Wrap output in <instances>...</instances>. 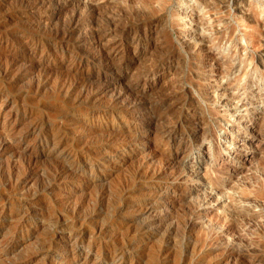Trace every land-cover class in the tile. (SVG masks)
I'll return each mask as SVG.
<instances>
[{"label": "rangeland", "instance_id": "1", "mask_svg": "<svg viewBox=\"0 0 264 264\" xmlns=\"http://www.w3.org/2000/svg\"><path fill=\"white\" fill-rule=\"evenodd\" d=\"M41 1L0 0V264H264V0Z\"/></svg>", "mask_w": 264, "mask_h": 264}, {"label": "bare ground", "instance_id": "2", "mask_svg": "<svg viewBox=\"0 0 264 264\" xmlns=\"http://www.w3.org/2000/svg\"><path fill=\"white\" fill-rule=\"evenodd\" d=\"M41 1V0H40ZM37 2H39V1H37ZM42 2V1H41ZM35 3H36V1H35ZM28 5V4H27ZM55 5H57V3L55 4ZM40 6H42V5H40ZM45 6H47V5H45ZM44 6V7H45ZM60 7V6H59ZM81 7V6H80ZM88 7H90V6H88ZM27 8V7H26ZM28 8H29V6H28ZM27 8V9H28ZM47 8V7H46ZM48 8H49V6H48ZM87 9V8H86ZM96 9V8H95ZM94 9V7H92V9L91 10H95ZM260 9V8H259ZM37 10H38V8H37ZM40 10V9H39ZM42 10H46V9H42ZM53 10H54V8H53ZM50 11V10H49ZM76 11H78V10H76ZM85 11V10H84ZM83 11V12H84ZM58 12V11H57ZM74 12V11H73ZM96 12V11H95ZM34 13V12H33ZM47 14H48V11H47ZM50 14V13H49ZM74 14V13H73ZM87 14V13H86ZM110 14H112V13H110ZM117 14V13H116ZM69 15V14H68ZM83 15V14H82ZM95 15H96V13H95ZM38 17V16H37ZM63 17V16H62ZM80 17V16H79ZM248 17V16H247ZM67 18V17H66ZM108 18V17H107ZM63 19V18H62ZM70 19V18H69ZM44 20V19H43ZM72 21H73V19H71ZM78 21V20H77ZM88 21V20H87ZM48 22V21H47ZM47 22H45V23H47ZM90 22V21H89ZM95 22V21H94ZM157 22V21H156ZM44 23V24H45ZM101 23V22H100ZM118 23V22H117ZM153 23V22H152ZM155 23V22H154ZM49 24V23H48ZM64 24V23H63ZM71 24V23H70ZM77 24V23H76ZM76 24H74V25H76ZM79 24V23H78ZM151 24V23H150ZM51 25V24H50ZM62 25V24H61ZM73 25V24H72ZM80 25V24H79ZM79 25H76V27H78ZM96 25H98V24H96ZM49 26V25H48ZM83 26V25H82ZM100 26V25H99ZM116 27H117V25H115ZM126 26V25H125ZM155 26V25H154ZM45 27V26H44ZM75 26H74V28H76ZM101 27V26H100ZM83 28V34L79 37L80 38V40H81V42L83 43L84 41H86V40H89L90 41V43H92L93 45L91 46L90 45V47L91 48H97L99 51H97V52H100V55H99V58H97V59H101V60H103L104 61V63H106L108 66H112L111 64V61H115V62H118L120 65H121V60H130V59H128L129 58V56H128V53H126L124 50H122L124 47H123V44H132L134 41H136L137 43L138 42H140V41H137V40H139V36L137 37L136 36V34L134 33V35L132 36V37H127V35L125 34H122V32H124V31H121V34H119V38H117V36H116V38L118 39L117 41H114L112 44L111 43H109V41H110V39H109V37H113V38H115L114 36V34H116V31L114 30V28L113 29H110L109 31H107V32H101V34H99L98 32H94L93 30H92V26H91V24H84V26L82 27ZM96 28V27H95ZM62 29V28H61ZM94 29V28H93ZM120 29V28H119ZM142 29V28H141ZM98 30V29H97ZM86 31V32H85ZM79 32V31H78ZM138 32V31H137ZM78 34V33H77ZM147 37V36H146ZM136 38H137V40H136ZM144 38V37H143ZM58 39H60V38H58ZM63 39V38H62ZM65 39V38H64ZM116 40V39H115ZM77 42H78V40H76ZM58 43V42H57ZM66 43V42H65ZM144 43V42H143ZM60 44V43H59ZM81 44V43H80ZM147 44V43H146ZM133 47V46H132ZM131 47V48H132ZM136 47V46H135ZM39 48V47H38ZM42 48V47H41ZM60 48V47H59ZM141 48V47H140ZM149 48V47H148ZM84 49V48H83ZM45 50V49H44ZM62 50V49H61ZM64 50V49H63ZM132 50V49H131ZM142 50V49H141ZM147 50V49H146ZM46 51V50H45ZM128 51V50H127ZM133 51H134V49H133ZM94 52V51H93ZM32 53V52H31ZM132 54V53H131ZM141 54V53H140ZM19 55V54H18ZM25 55V54H24ZM48 55V54H47ZM95 55V54H94ZM200 55V54H199ZM13 56V55H12ZM12 56H11V59H12ZM20 56V55H19ZM89 56V55H88ZM95 56H97V55H95ZM133 56V55H132ZM168 56V55H167ZM60 57V56H59ZM139 57V56H138ZM145 56H143V58H144ZM263 57V56H262ZM17 58V57H16ZM72 58V57H71ZM142 58V57H141ZM140 58V59H141ZM163 58V57H162ZM166 58V57H165ZM19 59V58H18ZM77 59V58H76ZM133 59V58H132ZM135 59V58H134ZM140 59H138V60H140ZM166 59H168V58H166ZM22 60V59H21ZM87 60V59H86ZM136 60V59H135ZM147 60V59H146ZM9 61H10V58H9ZM12 61V60H11ZM72 61V60H71ZM83 61V60H82ZM91 61V60H90ZM158 61H159V59H158ZM20 63V62H19ZM31 63H33V62H31ZM30 63V64H31ZM77 63V62H76ZM150 63V62H149ZM152 63H154V62H152ZM7 64V63H6ZM15 64V63H14ZM35 64V63H34ZM75 64V63H74ZM90 64V63H89ZM115 64H117V63H115ZM155 64V63H154ZM18 65V64H17ZM36 65V64H35ZM93 65V64H92ZM169 65V64H168ZM11 66V65H10ZM77 66V65H76ZM118 66V65H117ZM139 66V65H138ZM170 66V65H169ZM7 67H8V65H7ZM30 67V66H29ZM34 67V66H33ZM78 67V66H77ZM113 67V66H112ZM135 67V66H134ZM6 68V67H5ZM106 68H108V67H106ZM110 68V67H109ZM108 68V69H109ZM114 68V67H113ZM120 68V67H119ZM124 68V67H123ZM138 68V67H137ZM10 69V68H9ZM33 69V68H32ZM31 69V70H32ZM8 70V69H7ZM6 71V70H5ZM13 71V70H12ZM28 71V70H27ZM109 71V70H108ZM119 71V70H118ZM127 71V70H126ZM167 71V70H166ZM26 72V71H25ZM113 72V71H112ZM116 72V71H115ZM114 72V73H115ZM120 72V71H119ZM134 72V71H133ZM5 73V72H4ZM131 73H132V71H131ZM123 74V73H122ZM164 74H165V72L162 70V68L161 67H159L158 66V64L157 65H152V64H150V66H148L147 68H145L143 71H141V77H144V80H142L143 82H139V81H137V83H136V85H135V89H137V88H141L142 90H148V89H150L151 87H153L154 86V84L155 83H158L159 82V80L164 76ZM2 75V74H1ZM4 75V74H3ZM120 75V74H119ZM131 75V74H130ZM133 75H135V74H133ZM133 75H132V77H133ZM151 75V79L150 80H146V77L147 76H150ZM194 75V74H193ZM136 76V75H135ZM138 76V75H137ZM136 76V77H137ZM4 77V76H3ZM38 77V76H37ZM39 77H41L40 75H39ZM129 78H130V76H128ZM135 77V78H136ZM167 78H168V76H167ZM52 79V78H51ZM75 79V78H74ZM74 79H72L73 80V82H75L74 81ZM86 79V78H85ZM155 80L154 82H151L152 80ZM43 80V79H42ZM82 80V79H81ZM80 80V81H81ZM132 80V79H131ZM66 81V80H65ZM64 81V82H65ZM71 81V80H70ZM83 81V80H82ZM86 81V80H85ZM92 81V80H91ZM105 81V80H104ZM103 81V82H104ZM97 82V81H96ZM106 82H108V81H106ZM110 82V81H109ZM135 82V81H134ZM165 82V81H164ZM169 82V81H168ZM41 83H42V81H41ZM46 83V82H45ZM84 83V82H83ZM166 83H167V81H166ZM66 84H67V82H66ZM69 84H71V82L69 83ZM82 84V83H81ZM87 84V83H86ZM90 84V83H89ZM133 84V83H132ZM105 85V84H104ZM112 85V84H111ZM127 85V83L125 84V86ZM131 85V84H130ZM164 85V84H163ZM93 86V85H92ZM117 86V85H116ZM128 86V85H127ZM159 86V85H158ZM157 86V87H158ZM59 87V86H58ZM66 87H67V85H66ZM78 87V86H77ZM91 87V86H90ZM100 87V86H99ZM165 87V86H164ZM172 87V86H171ZM60 88V87H59ZM74 88V87H73ZM80 88V87H79ZM92 88V87H91ZM90 88V89H91ZM129 88V87H128ZM154 88V87H153ZM166 88V87H165ZM67 89V92H68V88H66ZM71 89V88H70ZM76 89H78V88H76ZM82 89V88H81ZM117 89V88H116ZM129 89H131V88H129ZM61 90H63V89H61ZM73 90V89H72ZM75 90V89H74ZM95 90V89H94ZM109 90H111V88H110V86H105L104 88H101L99 91H93V90H89V89H87V88H85L84 89V91H82V90H80V91H82L83 93V95L84 96H86L88 99H97L98 97L100 98V96L103 94H106V93H108V91ZM114 90V89H113ZM132 90V89H131ZM131 90H128V91H131ZM79 91V90H78ZM112 91V90H111ZM115 91V90H114ZM127 90L126 91H124L123 90V92H113L114 94L113 95H111V99H112V101L113 102H115L116 103V101L117 100H120V99H122V98H124V97H122L121 98V96H123V95H125V93L126 92H128ZM139 91V90H138ZM66 92V93H67ZM110 92V91H109ZM154 92V91H153ZM157 92V91H156ZM159 92V91H158ZM164 92V91H163ZM177 92V91H176ZM62 93V92H61ZM133 93V92H132ZM63 94H65V93H63ZM77 94V93H76ZM101 94V95H100ZM111 94V93H110ZM128 96H129V94L130 93H126ZM171 94V93H170ZM138 94H136L135 96H137ZM148 95V94H147ZM153 95V94H152ZM158 95V94H157ZM168 95V94H167ZM172 95V94H171ZM76 96V95H75ZM131 96V95H130ZM134 98H136L134 95H132ZM83 97V96H82ZM140 97V96H139ZM139 97H138V99H133V101H132V104L131 105H129L128 103H126V104H128V106H127V108L128 109H133V107H135V106H138L139 104ZM143 97V96H142ZM174 97V96H173ZM172 97V98H173ZM74 98V97H73ZM78 98H79V96H78ZM84 98V97H83ZM103 98V97H102ZM146 98V97H145ZM166 98V97H165ZM104 99V98H103ZM108 99V98H107ZM106 99V100H107ZM140 99H141V97H140ZM80 100V99H79ZM105 100V101H106ZM110 100V99H109ZM123 100V99H122ZM134 100H136V102L134 101ZM166 100V99H165ZM168 100V99H167ZM177 100V99H176ZM94 101V100H93ZM96 101V100H95ZM94 101V102H95ZM103 101V100H102ZM111 101V100H110ZM123 101H126V100H123ZM123 101H121V102H123ZM145 101V100H144ZM77 102V101H76ZM83 102V101H82ZM93 102V103H94ZM128 102V101H127ZM130 102V101H129ZM168 102V101H167ZM84 103V102H83ZM90 103H92V102H90ZM96 103V102H95ZM98 103V102H97ZM107 103H108V101H107ZM142 103V102H141ZM145 103V102H144ZM119 104H121V103H119ZM125 104V103H124ZM169 104V103H168ZM109 105V104H108ZM167 105V104H166ZM173 105V104H172ZM118 106V105H117ZM167 106H169V105H167ZM176 106V105H175ZM171 107V106H170ZM94 108V107H93ZM122 108H124V107H122ZM141 109H142V107H140ZM144 108V107H143ZM175 108V107H174ZM177 108V107H176ZM88 109V108H87ZM114 109V108H113ZM121 109V108H120ZM167 109V108H166ZM169 109V108H168ZM180 109V108H179ZM91 110V109H90ZM117 110V109H116ZM122 111V110H121ZM126 111V110H125ZM112 112V111H111ZM170 113V112H169ZM172 113V112H171ZM94 114V113H93ZM115 114V113H114ZM120 114V113H119ZM144 115V114H143ZM170 115V114H169ZM125 118L127 117V115H123ZM112 117V116H111ZM118 117V116H117ZM171 117V116H170ZM186 117V116H185ZM130 118V117H129ZM146 118V117H145ZM162 118V117H161ZM168 118V117H167ZM135 119V118H134ZM139 119V118H138ZM142 119V118H141ZM113 120V119H112ZM118 120V119H117ZM137 120V119H136ZM199 120V119H198ZM197 120V121H198ZM168 121H170V120H168ZM114 122V121H113ZM144 122H146V121H144ZM156 122V121H155ZM193 122V121H192ZM109 123V122H108ZM153 123V122H152ZM157 123V122H156ZM169 123V122H168ZM176 123H174V125H175ZM128 125V124H127ZM162 125V124H161ZM190 125V124H189ZM196 125V124H195ZM67 126V125H66ZM73 126V125H72ZM82 127V126H81ZM84 127V126H83ZM77 128V127H76ZM112 128V127H111ZM164 129H166L165 128V126L163 127ZM171 128V127H170ZM80 129V128H79ZM130 129V128H129ZM154 129V128H153ZM133 130V129H132ZM202 130V129H201ZM82 131V130H81ZM105 131V130H104ZM115 131V130H114ZM137 131V130H136ZM159 131V130H158ZM168 131H169V129H168ZM203 131V130H202ZM77 132V131H76ZM99 132V131H98ZM101 132H103V131H101ZM139 132V131H138ZM151 132V131H150ZM204 132H205V130H204ZM57 133V132H56ZM158 133V132H157ZM164 133H165V131H164ZM167 133V132H166ZM169 133V132H168ZM2 134V133H1ZM112 134H113V132L111 131L110 133H109V136H112ZM138 134V133H137ZM191 134V133H190ZM208 134V133H207ZM26 135V134H25ZM77 135V134H76ZM103 135V134H102ZM164 135V134H163ZM170 134H167V137L169 136ZM173 135V134H172ZM2 136H4V135H2ZM171 136V135H170ZM10 137V136H9ZM141 137V136H140ZM164 137V136H163ZM98 138V137H97ZM133 138V137H132ZM161 138V137H160ZM169 138V137H168ZM171 138V137H170ZM188 138V137H187ZM23 139V138H22ZM48 139V138H47ZM99 139V138H98ZM110 139V138H109ZM2 140V139H1ZM5 140V139H4ZM7 140V139H6ZM10 140V139H9ZM73 140V139H72ZM101 140V139H100ZM133 140V139H132ZM141 140V139H140ZM195 140L197 141V140H201V137H198V135L195 137ZM8 141V140H7ZM98 141V140H97ZM102 141V140H101ZM106 141V140H105ZM110 141V140H109ZM124 141V140H123ZM2 142H3V140H2ZM1 142V143H2ZM59 142V141H58ZM111 142V141H110ZM113 142H114V140H113ZM112 142V143H113ZM157 142H158V140H157ZM166 142V141H165ZM177 142V141H176ZM10 143V142H9ZM65 143V142H64ZM71 143H72V141H71ZM122 143V142H121ZM130 143V142H129ZM167 143V142H166ZM7 144V143H6ZM172 144V143H171ZM190 144V143H189ZM1 145V144H0ZM45 145V144H44ZM51 145V144H50ZM96 145H98V144H96ZM186 145H188V144H186ZM11 146V145H10ZM59 146V145H58ZM169 146V145H168ZM178 146V145H177ZM158 147H160V146H158ZM39 148V147H38ZM43 148V147H42ZM7 149V148H6ZM11 149V148H10ZM97 149V148H96ZM42 150V149H41ZM47 150V149H46ZM88 150V149H87ZM162 151V150H161ZM164 151V150H163ZM48 152V151H47ZM162 156H164V155H162ZM176 156V155H175ZM169 157V156H168ZM148 158V157H147ZM163 158V157H162ZM152 159V158H151ZM178 159V158H177ZM62 160V159H61ZM149 160V159H148ZM162 160V159H161ZM167 160V159H166ZM174 162H176L175 160H173V158H172V156L169 158V162L168 163H166L165 164V166H167V168L168 167H171V168H173V166H175L174 165ZM151 164V163H150ZM162 164V163H161ZM164 164V163H163ZM164 166V167H165ZM61 168L63 167V166H60ZM139 167V166H138ZM153 168V167H152ZM158 168V167H157ZM166 168V167H165ZM166 168V169H167ZM171 168H170V171H171ZM64 169V168H63ZM146 169V168H145ZM155 169V168H154ZM160 169V168H159ZM162 169H163V167H162ZM161 169V170H162ZM67 170V169H66ZM177 170L179 171V169L177 168ZM64 171V170H63ZM147 171V170H146ZM168 171V170H167ZM67 172V171H66ZM161 172V171H160ZM172 172V171H171ZM171 172H170V174H171ZM147 173V172H146ZM163 173V172H162ZM60 174V173H59ZM174 174H176L175 172H174ZM155 176H156V174H155ZM63 177V176H62ZM67 177V176H66ZM158 177H160V176H158ZM149 179V178H148ZM56 180V179H55ZM66 183V182H65ZM176 186V185H175ZM173 190V189H172ZM174 191V190H173ZM156 192V191H155ZM169 194V193H168ZM156 195V194H155ZM171 195V194H170ZM162 198V197H161ZM166 198V197H165ZM170 198V197H169ZM169 200V199H168ZM165 201V200H164ZM173 202V201H172ZM163 203V202H162ZM72 206V205H71ZM141 206V205H140ZM167 206V205H166ZM155 207V206H154ZM160 207V206H159ZM72 208V207H71ZM78 208V207H77ZM145 208V207H144ZM168 208V207H167ZM159 209V208H158ZM163 209H165V208H163ZM168 210V209H167ZM155 211H157V210H155ZM197 211V210H196ZM28 212V211H27ZM26 212V213H27ZM78 212V211H77ZM147 213V212H146ZM145 213V214H146ZM151 213V212H150ZM165 213V212H164ZM167 214V213H166ZM192 215V214H191ZM194 215V214H193ZM144 216V215H143ZM165 215L162 213V211L161 210H159L158 212H156L155 214H154V217L152 218L153 220H149V221H147L145 224H144V228L146 229V228H149V227H152L154 224H156L158 221H160V220H162L163 218H165L164 217ZM189 216V215H188ZM173 217V216H172ZM170 218V217H169ZM168 218V219H169ZM170 220V219H169ZM175 220V219H174ZM191 221V220H190ZM142 223V222H141ZM160 223V222H159ZM165 223H168V224H166V225H169V221H167V222H165ZM136 224V223H135ZM162 224H164V223H162ZM173 225H174V223H172ZM193 224V223H192ZM188 225V224H187ZM141 226V225H140ZM164 228V227H163ZM258 229V228H257ZM263 229V228H262ZM148 231V230H147ZM259 231V230H258ZM261 232V231H260ZM80 234V233H79ZM82 235V234H81ZM79 238V237H78ZM135 245V244H134ZM124 250V249H123ZM123 253V252H122ZM119 254V253H118ZM110 255V254H109ZM232 257V256H231ZM109 258H110V256H109ZM230 258V257H229ZM112 261V260H111ZM210 263V262H209Z\"/></svg>", "mask_w": 264, "mask_h": 264}]
</instances>
